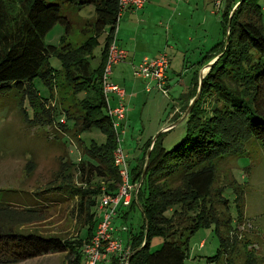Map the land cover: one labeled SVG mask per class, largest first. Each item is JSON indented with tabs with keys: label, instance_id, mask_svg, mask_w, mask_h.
I'll use <instances>...</instances> for the list:
<instances>
[{
	"label": "trees",
	"instance_id": "trees-1",
	"mask_svg": "<svg viewBox=\"0 0 264 264\" xmlns=\"http://www.w3.org/2000/svg\"><path fill=\"white\" fill-rule=\"evenodd\" d=\"M235 2L225 0L223 23L228 34L202 52L195 62L202 66L217 56L202 77L199 94L186 115L184 136L171 148L163 144L164 131L154 138L146 172L130 204L140 207L143 222L138 231L130 233V251L124 256V262L120 256H114L111 264H183L187 255L182 247L184 240L172 238L175 222L180 220H173L188 211H196L194 218H190L192 223L184 226L188 232L214 224L221 240H226L227 234L229 237V233L220 229L221 221L212 207V198L208 197L214 190L211 186L216 178V162L226 154L240 153L250 143H257L264 150L263 12L259 0H237L232 9ZM89 5L92 7L90 16L81 26L83 38L79 43H72L68 35L73 28V13ZM117 21L118 0H0V93H12L16 99L23 94L28 97L31 112L24 107L29 124L49 122L59 110L56 112L57 106L44 107L43 100L47 97L39 95L35 78L48 86L50 97L54 88L52 74L61 72L64 83L71 88L74 107L80 108L75 113L69 110L64 99L59 101L66 117L73 121L78 139L82 131L92 127H99L105 133L100 144L92 139L77 160L68 159L69 165H75L79 172V182L87 187L72 184L71 180L57 183L53 188L29 194L28 204L22 208L11 206L7 198H0V264L63 251L66 264L83 263V244L92 236L98 221L93 210L95 198L103 186L107 192L115 193L120 182L112 155L116 135L105 110L101 85ZM56 23L63 27L59 42H46V33ZM100 43V51L95 53ZM52 55L59 59V68L51 65ZM94 58H97L96 63H93ZM198 86L196 70L182 94V111L188 107ZM212 95L214 102L209 111L202 103L205 96ZM143 166L142 161L131 168L132 180H140ZM65 176L61 175L60 179L65 180ZM51 189L66 191L76 198L77 217L85 219L83 236L68 239L57 233L20 228L44 210L42 203L35 200L36 195ZM8 191L12 193L13 189L0 188V195ZM222 201L227 206L228 199L222 197ZM167 209L172 214L168 215ZM152 234L164 238L155 249L149 248ZM244 264H259L253 251L246 253Z\"/></svg>",
	"mask_w": 264,
	"mask_h": 264
},
{
	"label": "rangeland",
	"instance_id": "rangeland-1",
	"mask_svg": "<svg viewBox=\"0 0 264 264\" xmlns=\"http://www.w3.org/2000/svg\"><path fill=\"white\" fill-rule=\"evenodd\" d=\"M236 3L237 0L232 9L235 8ZM259 3L263 12L262 23L264 26V0H259ZM224 6L225 0H193L192 19L189 17L186 24L180 22L184 32L191 34H180L182 38L178 41L177 46L171 51L167 50L172 58L171 61L169 60L171 86L168 92L164 93L160 89H153L154 98L148 99L144 104L140 100V104L134 105L132 108L134 117L140 118L139 114H142L143 119L149 118L153 124L156 121L155 116L162 109L164 111L165 104L171 105L172 100L177 102L181 100L182 94L190 85L194 72L199 71L201 67L200 64H192V62L196 61L202 52L209 50L217 41L222 40L226 36L225 34H228V30L225 32L223 23ZM91 9V5L85 6L77 10L76 13L85 16ZM81 21L82 18L73 13V28L68 35V40L72 43H79L83 38ZM62 32V25L56 23L46 33L45 41L58 43ZM100 41L102 42V37H100ZM101 45L102 43L95 48V53L100 51ZM183 57H185L184 64L182 63ZM49 61L53 67H60V61L56 56L52 55ZM96 61L97 58H94L93 63ZM121 63L116 67L114 64L113 70L120 69L122 65L124 69L122 77L125 76L128 81V78L132 77L133 66L127 58ZM206 63L204 62L203 65ZM208 69L209 67L205 66L203 74ZM115 74L116 82L122 83L119 72H115ZM111 77H114V73H111ZM52 83L54 88L49 97L48 86L38 77L35 78L39 95L47 97L43 100L44 107L49 109L52 106H57L56 112L59 110L54 113L56 115L52 116L51 121L40 124H29L25 119L26 109L24 106H26L27 112H31L28 97L23 94L21 98L19 96L21 100L17 98L18 101L11 95L12 93H0V188L13 189L12 193L8 191L6 194L0 195V198H7L9 204L16 208H22L28 204L29 194L53 188L52 186L57 183H68V180H71L72 184L87 187L79 182V172L75 165H69L68 159L72 162L77 160L84 151V146L92 139L98 144L105 139V133L99 127L84 130L78 139L74 132L73 121L66 117L65 111L61 109V103H59L64 99L70 111L75 113L80 111V108L74 107L72 94H70L71 88L64 83L61 72L54 71ZM35 101L36 99H34ZM213 102L214 95L205 96L202 103L203 108L210 111ZM262 104L264 106V100ZM62 105L66 106L64 103ZM185 122L186 116L175 126L174 123H169L163 129L165 131L162 134V139L166 148H171L184 136ZM132 130L129 128L127 133H121L122 146L128 155V164V158L130 160L133 158V149L138 145L142 146L145 140L150 137L149 135L142 137L137 124L134 126V131ZM216 164V178L211 186L214 190L208 197L212 198V207L215 208L221 221L220 229L225 230L226 234L229 233V237L227 234L226 240H221L220 233L214 224L200 226L192 232L184 229V226H189L192 223L191 219L196 215L194 210L186 212L180 218L175 219L174 217L173 221L177 219L180 221L175 222L172 238L178 240L182 238L181 241L184 240L182 247L187 252L183 264H244L245 255L249 250L256 254L259 264H264V150L257 143H250L240 153H229L221 157ZM61 175H66L65 180L60 179ZM234 185L239 189H234ZM39 194L36 195L38 198L35 200L42 203L44 210L37 217L21 224L20 228L41 233H57L68 239H77L83 236L86 229V226L84 227L85 219L77 217L75 197H70L66 191L54 189L41 191ZM100 195L101 193L97 194L95 198L96 203L93 206L95 213L98 211ZM222 197L228 199L227 206L222 201ZM130 207H127L124 216H119L116 213L117 215L113 218L116 234L124 242L123 250L118 253L123 262L126 248L129 246V243H125V238L130 232L138 231L143 222L140 207L137 205ZM166 213L172 214L169 209ZM127 229L128 231H126ZM163 239L160 234H152L149 238V248H157ZM222 241H226L225 244ZM110 261L106 260L105 264H111ZM66 263L64 252H49L13 264Z\"/></svg>",
	"mask_w": 264,
	"mask_h": 264
},
{
	"label": "crops",
	"instance_id": "crops-1",
	"mask_svg": "<svg viewBox=\"0 0 264 264\" xmlns=\"http://www.w3.org/2000/svg\"><path fill=\"white\" fill-rule=\"evenodd\" d=\"M192 9L193 0H145L141 7L127 8L122 12L118 20L116 42L121 48L125 49L127 54L126 58L129 59L132 66L134 63H137L144 55L156 56L162 52H167L169 55V51L175 48L178 44V41H180L182 38L180 34H191L184 32V28L180 25V22H184V24H186L189 17L192 19ZM90 13L91 12L88 14L86 13L85 16L78 15L77 13L74 14L82 18L81 23L84 24L85 20L90 16ZM184 55L186 56L185 52ZM184 58L185 57L182 59L183 64ZM171 59L172 58L169 56L170 61ZM170 61L166 70V86L168 89L171 86L169 76V70L171 68ZM196 61L192 62V64ZM121 62L115 63V67L116 65L122 64ZM204 66L205 65H202L198 72H200ZM115 72H119L121 75L119 78L122 80V83H117L122 84L126 92V113L122 120L123 133H127L129 128L133 129L132 131H134V126L137 124L138 130H140L139 134L142 135V137L144 135H149L150 137H148L147 140L151 138L147 148V140H145L142 146L138 145L133 149V158H131V160L128 158L129 166L130 168H133L140 165L142 161L145 163L148 151L151 149V146L154 142L153 134L155 135L160 131H165L163 129H165L169 123H174L175 126V124L185 118V116L184 113L182 114L183 111L181 110V101L177 102L176 100H172L171 105L165 104L164 111L162 109L159 114L155 116L156 121L153 124L151 123V119H143L142 114H139L140 118L134 117L132 114V108L134 105L136 106L140 104V100H142V103L144 104L148 99L154 98V93L152 94V91H154L153 89H155L154 82L134 74H131L132 77L128 78L127 81L125 76L122 77V74L124 73L122 65L120 66V69L116 70L115 68L112 72L114 73V77H111V79L115 82ZM179 113L180 115L176 117V115ZM134 115L136 116V113ZM172 120L175 121L171 122ZM130 206V204L118 205L117 214L119 216H124L127 212V207ZM95 214L98 219L100 215L99 208ZM126 231H128V229ZM116 232L117 231L115 229L114 234L118 236ZM129 238L130 234H127L125 243H128ZM118 253L119 252L109 254L98 264H105L106 260H112V257L120 256Z\"/></svg>",
	"mask_w": 264,
	"mask_h": 264
},
{
	"label": "built area",
	"instance_id": "built-area-1",
	"mask_svg": "<svg viewBox=\"0 0 264 264\" xmlns=\"http://www.w3.org/2000/svg\"><path fill=\"white\" fill-rule=\"evenodd\" d=\"M220 1V0H216ZM145 0H118V20L127 8H139ZM118 21L114 27V36L108 47V54L101 75L102 92L105 100V110L110 116L111 125L116 135V145L113 150V162L116 165L120 182L115 193L107 192L102 187L98 208L100 215L95 230L88 241L83 244V263L98 264L109 254L121 252L124 248L123 240L114 234L113 218L117 213L118 205H129L136 197L140 180H132L131 171L127 161L126 152L122 146L121 133H123L122 120L126 113L124 87L111 79L113 65L125 60L127 54L116 42ZM169 66V55L162 52L156 56L144 55L137 63L133 64V74L154 82L156 89L167 93L166 70ZM123 228H125L123 226ZM130 251L128 246L125 255ZM124 255V256H125Z\"/></svg>",
	"mask_w": 264,
	"mask_h": 264
},
{
	"label": "water",
	"instance_id": "water-1",
	"mask_svg": "<svg viewBox=\"0 0 264 264\" xmlns=\"http://www.w3.org/2000/svg\"><path fill=\"white\" fill-rule=\"evenodd\" d=\"M237 3H238V2H237ZM237 3H236V5H237ZM236 5H235V6H236ZM216 57H217V56H216ZM216 57H214V59L212 58V60L208 61V62L205 64V66L210 67L211 63L216 59ZM205 66H204V67H205ZM204 67H203L202 70L200 71V75H199V86H198V88H197V92H196V94L191 98V100L189 101L188 107H187L186 110L184 111V116L187 115V113L189 112L190 108L192 107V105H193L195 99L197 98V96H198V94H199L201 79H202V77L204 76V74H203V69H204ZM155 137H156V134L153 136V139H154ZM148 155H149V151H148L147 158H146V161H145L144 166H143V169H142L141 178H140V183H141V181H142V179H143V176H144V174H145V172H146V169H147ZM146 228H147V225H146ZM144 243H145V241L142 242V244H144Z\"/></svg>",
	"mask_w": 264,
	"mask_h": 264
},
{
	"label": "bare ground",
	"instance_id": "bare-ground-1",
	"mask_svg": "<svg viewBox=\"0 0 264 264\" xmlns=\"http://www.w3.org/2000/svg\"><path fill=\"white\" fill-rule=\"evenodd\" d=\"M207 70V69H206ZM205 72V71H204Z\"/></svg>",
	"mask_w": 264,
	"mask_h": 264
}]
</instances>
